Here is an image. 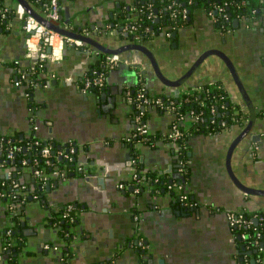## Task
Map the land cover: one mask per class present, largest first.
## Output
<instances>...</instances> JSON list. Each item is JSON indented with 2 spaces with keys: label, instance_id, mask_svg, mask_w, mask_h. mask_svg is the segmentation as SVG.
<instances>
[{
  "label": "crops",
  "instance_id": "0c3cea01",
  "mask_svg": "<svg viewBox=\"0 0 264 264\" xmlns=\"http://www.w3.org/2000/svg\"><path fill=\"white\" fill-rule=\"evenodd\" d=\"M17 1L5 0L10 6ZM136 1L61 0L60 18L51 22L93 42L84 47L64 43L60 60L45 63L31 91L14 84L10 65L17 61L24 70L32 67L29 34L16 18L2 26L0 135L21 141L37 136L55 150H77L76 169L52 178L43 189L30 165L15 167L14 175L26 184L27 199L16 215L24 243L13 264H105L110 258L113 264H240L252 257L251 248L242 249L227 212L264 211V17H239L238 25L223 31L206 8L197 7L175 35L162 31L139 42L174 83L161 78L147 54L128 48L108 71L104 88L84 90L85 74L100 67L105 53L100 44L114 49L134 43L117 29L124 21L123 7L136 13ZM29 6L45 18L41 5L29 1ZM141 72L149 91L168 97L220 85L234 109L217 119L218 131H196L188 138L191 175L185 187L196 203L190 211L175 209L168 190L152 192L146 186L138 193L132 183L134 154L144 169L162 172L169 182L183 178L176 170L178 148L165 137L172 114L151 107L147 121L153 140L128 144L136 122L126 90L140 84ZM32 116L39 124L36 131ZM68 204L75 206L77 219L65 236L55 219ZM13 222L7 201L0 197V264H11L2 250V232Z\"/></svg>",
  "mask_w": 264,
  "mask_h": 264
},
{
  "label": "built area",
  "instance_id": "2783aa9c",
  "mask_svg": "<svg viewBox=\"0 0 264 264\" xmlns=\"http://www.w3.org/2000/svg\"><path fill=\"white\" fill-rule=\"evenodd\" d=\"M30 1V0H28ZM246 0H242V3H245ZM230 3V0H223L222 2H213L212 7L207 10L210 17L213 19L215 23L218 22L220 18L231 20L230 14L225 9V6ZM42 11L46 18L51 21L58 20L60 18V10H61V0H44L43 3L40 4ZM152 5H149L148 16L152 19L157 17L156 12L152 9ZM169 9L171 10L170 16L173 21H175L179 16L182 18H187L190 11L181 6L179 3L171 2L168 4ZM9 18L18 19L24 28V30L29 34L27 39V55L33 58V65L29 69H21L18 73L15 74L14 84L17 86L24 85V80L28 79L29 75L32 72H36L38 70L44 69V65L47 61H58L62 56V49L64 43L72 44L74 46L84 47L86 45V41L77 38L71 35L63 34L58 30L48 26L46 23L41 21L35 14L31 13L25 6V4L21 1H17L14 6L8 5L5 0H0V28L5 24ZM239 18V17H235ZM180 27L178 23L171 24V27L164 31V34L167 37H171L173 32ZM219 29L225 31L230 30L231 25L225 27H218ZM121 32H126L128 34H132V39L134 42H142L141 34L137 33L139 30V26L137 23H123L120 25V28L117 29ZM146 31L150 30L149 26L145 27ZM98 32H102V30H98ZM112 32V31H111ZM154 32L152 33V35ZM122 57L120 53H104L101 57V65L99 68L92 70L89 73H86L83 79V89L88 90L90 88H104L106 86V78L108 71L115 68ZM3 64L0 61V69ZM19 64L16 61V65L14 68H17ZM141 82L138 86L134 88H127L126 96L128 101L131 104H135L136 107H141L142 109H147L150 107H160L161 110L166 113H170L174 116V121L171 126V130L165 135V137L171 140L176 147L177 151V164L181 165L183 162V153L188 147L187 141L184 139L185 135L188 134L190 128H193V123L195 121H204L206 120L204 109L202 108V103L199 104V110H196L194 107L188 108L185 112L180 111V106L176 103V100L169 99L165 100L160 94H155L154 92L149 91V89L144 84V80L141 72ZM38 81V80H37ZM31 84L36 83V80H30ZM204 87L199 89L195 88L194 90L186 89L180 97H184L185 100H191V96L203 90ZM210 89V88H208ZM223 99L224 96L222 95ZM222 108H226L224 103H221ZM211 113H213L212 120L217 121L220 117H226L225 111H221L219 105L216 107H211ZM227 112V111H226ZM34 122L33 116L31 117ZM176 118V119H175ZM136 128L134 133L132 134V138L138 137L137 141H145L147 142L150 137L149 134L150 126L148 121L142 117V113L138 114L135 117ZM184 127H183V126ZM183 127V128H182ZM34 130H38L39 124L33 123ZM15 139V138H14ZM183 139V140H181ZM11 140H13L12 136L6 137V135H0V197L13 196L12 191L15 190V195L13 199H19L18 202L11 201L7 199V204L9 208V212L16 216L19 212L21 204L27 199V187L26 184L22 183L17 177L9 183L6 178L15 177L14 170L18 164L28 166L30 165L33 169V174L40 186L43 188L45 184L50 182L52 178H64L66 177V171L60 169L58 167L47 169V165L52 164V150L53 146L49 145L47 142H44L39 137L34 136V138L29 137L19 144L13 145L10 144ZM178 140H181L179 142ZM21 141V140H19ZM37 145H43L39 153L33 157L21 156V150L25 149L26 151H32L34 148H37ZM76 151L74 146H69L65 151L62 149L56 150V153H59L61 157H71ZM5 155V156H3ZM44 160V162H43ZM136 158L133 156V163H135ZM180 169V167H179ZM143 178H146L145 175H142ZM136 181L138 183L143 182L141 178L137 177V174L134 175ZM12 186V187H11ZM119 186L125 187L126 184L121 183ZM168 187H175L180 192V200L181 205L184 207H194L196 206L195 202H189L188 194L182 193L181 189L183 187L181 182L176 181L175 179L168 185ZM10 188V190H9ZM138 190L139 187L137 186ZM10 191V192H9ZM21 194L19 197L17 194ZM73 206L69 205L67 210L63 213H60L59 217H67L71 212ZM227 216L231 225H233L236 229H243L239 234L241 235L242 242L245 244V250L249 248L248 241L251 242L255 247L251 249L257 248V251L264 252V241L262 240L263 234L262 230H255V235L252 232L247 231L246 229L250 228L253 225L264 223V211H256V212H247L244 209L239 210H231L227 212ZM138 218V215H135ZM73 218V217H72ZM256 228V227H255ZM11 230L8 229L7 233H10ZM255 236V237H254ZM254 237V238H253ZM263 242V245H261ZM139 244L145 247V244L142 240L139 241ZM50 247V245H47ZM57 246H55L56 248ZM6 248V247H5ZM256 251V252H257ZM256 252L250 253L252 255H247L244 258L245 264H253L252 259H255V264H258L260 261L264 264V257H256ZM246 255V254H245ZM0 256H2L0 254ZM64 256V255H63ZM64 257H67L66 255ZM13 264V263H11ZM105 264H113V263H105Z\"/></svg>",
  "mask_w": 264,
  "mask_h": 264
},
{
  "label": "trees",
  "instance_id": "16d2710c",
  "mask_svg": "<svg viewBox=\"0 0 264 264\" xmlns=\"http://www.w3.org/2000/svg\"><path fill=\"white\" fill-rule=\"evenodd\" d=\"M222 1L223 0H137L136 1L137 4L135 5V12L136 13H132V10L130 8H127L124 6L123 10L121 12V15L124 17L123 23H130V22L137 23V25L139 26V30L137 31V33L141 34L142 40L145 41L154 35H159L162 31L164 32L166 29L171 27V24H174L176 22L180 26L187 24L190 21L189 18L191 17L192 11L195 8L204 7L207 10H209L212 7L213 2H222ZM30 2H33L35 4L40 5L41 3L44 2V0H30ZM171 2L179 3L181 6L186 7L190 11V13L188 14V17L182 18L181 16H179L175 21H173L171 19V16H170L171 10L168 7V4ZM149 5H152L151 6L152 9L157 14V17L154 19H152L148 16V12H149L148 6ZM263 8H264V0H246L245 3H242V0H230V3L225 6V9L230 14L231 20L220 18L218 20V22L215 24L217 27H225V26L227 27L229 25H232L233 19L235 17H247L249 19L262 18V17H264ZM155 9H157V11ZM146 26L150 27L149 31L145 30ZM153 32H154V34L152 35ZM129 36L132 38L133 35L129 34ZM102 54H101V56H102ZM98 64L99 65H97V67H99L101 65L100 63H98ZM10 65L14 67L15 64L12 63ZM21 69H22L21 66H17V68H15V70H14L15 74L18 73ZM38 71H36V72L31 71V74L29 75L28 79L24 80V85L27 86L28 91L32 90V84L29 81L30 80H38V77H39ZM94 88L99 89L96 86ZM222 95L224 96L223 99L221 98ZM163 98L165 100H169L170 98L176 100V103L180 106L181 112H185L186 109L191 108V107H194L196 110H199L200 109L199 104L202 103V108L204 109V114H205L206 120L201 121V122L195 121L193 123V128H190L189 132L187 131L188 134H186L184 137V139L186 141H188V138L196 131H202V132H216V131H218V129H219L218 124L219 123L217 121L212 120L213 113H211V111H210L211 107H213V106L216 107L217 105H219L220 110L225 111V113H226V111L230 112L231 110L234 112V109L231 107L230 102L228 100V95H227L225 89L220 85H217L215 88H212V89H208V87H204L203 90L192 95L191 100H189V101L185 100L184 97L164 96ZM221 103H224L226 108H222ZM132 106L134 108V116L135 117L138 114L142 113V117L145 118L146 121L148 120V114H149V110L151 107L147 108V109H142L141 107H136L135 104H132ZM156 110L162 111L160 107H157ZM162 112H165V111L163 110ZM226 115H228V114L226 113ZM9 136H12V135H9ZM9 136L6 135V137H9ZM149 137H150V139L147 141V143L151 142L154 138V135L152 134V132L149 134ZM32 138H34V136H32ZM137 138L138 137H134V138L130 139L128 144L132 145V147H133L134 144L137 143ZM181 140H183V139H181ZM181 140H178V141L181 142ZM20 142H22V141H19V138H17L16 136H13V140H11L10 144H13L16 146V144H19ZM44 143L45 142H43V144ZM42 146L43 145H37L36 146L37 148H34V150H32V151H29V150L26 151L25 149H22L20 152L21 156H23V155L28 156L29 158L33 157L39 153V150ZM76 152H77V150L74 152V154L70 158L69 157H58L55 154H52L53 162H52V164L47 165V169L50 170L51 168L58 167L60 169L65 170L66 176H68L70 174L71 170L76 169V166H77L76 165V161H77ZM183 155H184L183 162L181 163L180 166L176 167V170H178L179 172L180 171L182 172L183 178H178L176 181L182 183L183 187L181 189V192L188 194V197H189L188 201L189 202H195V198H193L192 193L185 187V185L189 181L190 175H191V167H190V164L188 163V159H189L188 149L185 150ZM1 156L2 155L0 154V157ZM3 156H5V155H3ZM133 156L136 158L135 163H133L135 166L134 172L137 174L138 178H141L143 180V182L138 183L136 181V178L132 179V183H134V186L139 187L138 193L142 192L146 188V186L148 189H151L152 192H160V191L163 192V191L168 190L171 193V196L173 198L172 201H173V205H174L175 209H179L182 212H184V211H190L191 208H193L191 206H189V207L184 206L183 207L181 205L180 192L175 187H170V188L168 187V185L172 182V180L169 182V178L164 176V174L162 172L144 169V166H142V163L138 160V157L135 154ZM43 162H44V160H43ZM179 167H180V169H179ZM142 175H145L146 178H143ZM15 178H16V176L10 177V178L5 177V179L9 183H11L12 180ZM173 179H175V178H173ZM9 190H10V188H9ZM14 191L15 190L12 191L13 196L15 195ZM17 195H19V197L22 196L20 193ZM13 196L9 195V196H6L7 198L2 197V199H5L7 201V199L11 198V201L18 202L19 199H13ZM69 205L70 204L60 208L59 213H63L64 211H66ZM74 209H75V206L73 205V208H72L71 212L69 213V216H67V217H56V219H55L56 223L58 225L61 224L62 228H64V235L65 236H68L71 234L70 226L77 219L76 218L77 216L74 213ZM136 211L134 212L135 214L137 213ZM13 217H14L15 222H13L10 226L6 227L4 229V231L2 232V235H3V244H2L3 248H2V250L5 253V255H6L8 261L10 263L16 262L17 259H16V253L15 252L18 249H20V247L24 243V237L21 235L22 234L21 229H19L20 232L18 231V228H20V224H18L19 221L16 219V216H13ZM15 223H17V224H15ZM8 229L11 230L10 233H7ZM246 230L252 232L253 235H255V230H262V234H263L262 240L264 241V223L257 224V226L253 225ZM235 231L238 232V234H239L240 232L243 231V229L242 228L241 229L235 228ZM247 243H250L249 248L255 247L251 242L248 241ZM145 250L146 249L144 247L139 248L140 252H143ZM255 254H256V257H264V252L261 250L257 251ZM106 263H113V258L108 259ZM240 264H245V261L242 260L240 262ZM258 264H263V262L260 261Z\"/></svg>",
  "mask_w": 264,
  "mask_h": 264
},
{
  "label": "water",
  "instance_id": "95a60500",
  "mask_svg": "<svg viewBox=\"0 0 264 264\" xmlns=\"http://www.w3.org/2000/svg\"><path fill=\"white\" fill-rule=\"evenodd\" d=\"M21 2H23L26 6V8L34 14V12L31 10L30 6H29V1L28 0H20ZM157 11V9H155ZM41 21H43L44 23H46L48 26L54 28L55 30H58L59 32L63 33V34H67V35H71V36H74L72 34H68V33H65V31H63L59 26H57L56 24L52 23L51 20H49L48 18H42V17H39L37 16ZM233 24L235 25H238L239 24V20L237 18H234L233 19ZM2 30V27L0 28V31ZM173 34L175 35V31L173 32ZM128 35V34H126ZM74 37H77V38H81L87 42H93L92 38L91 37H85V36H74ZM99 49H101L103 52L105 53H120L121 51L123 50H126L128 48H135V49H138V50H141L143 51L145 54H147L149 56V58H151L154 66H155V69L156 71L158 72V74L161 76V78L169 83H174L172 80H167V78L163 75L162 71L160 70L159 68V64L154 56V54L151 52V50L148 49V47L142 43H137V42H134V43H128V44H125V45H122V46H119L118 48H114V49H111V48H108V49H105L104 47H102V45L100 44V46L98 47ZM186 76H183L180 80H178L177 82H175V84H181L183 82V80L185 79ZM56 153V150L53 148L52 150V154H55ZM173 169V166H170V170ZM39 189H43L42 186H39ZM50 189V185L47 187V190ZM238 239L239 241L242 240L241 238V235L238 234ZM261 245H263V242H261ZM241 247L242 249H245V244H241ZM257 251V248L251 250V252H256ZM252 263L255 264V259L253 258L252 260Z\"/></svg>",
  "mask_w": 264,
  "mask_h": 264
},
{
  "label": "flooded vegetation",
  "instance_id": "af4514ba",
  "mask_svg": "<svg viewBox=\"0 0 264 264\" xmlns=\"http://www.w3.org/2000/svg\"><path fill=\"white\" fill-rule=\"evenodd\" d=\"M177 155V154H176Z\"/></svg>",
  "mask_w": 264,
  "mask_h": 264
}]
</instances>
